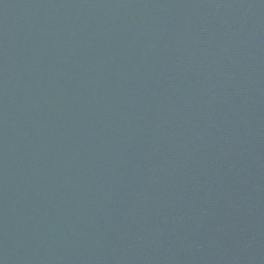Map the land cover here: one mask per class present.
<instances>
[{"label": "water", "instance_id": "1", "mask_svg": "<svg viewBox=\"0 0 264 264\" xmlns=\"http://www.w3.org/2000/svg\"><path fill=\"white\" fill-rule=\"evenodd\" d=\"M0 264H264V0H0Z\"/></svg>", "mask_w": 264, "mask_h": 264}]
</instances>
